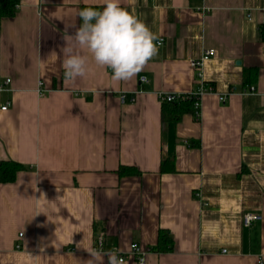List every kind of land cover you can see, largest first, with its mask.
<instances>
[{"label": "crops", "instance_id": "1", "mask_svg": "<svg viewBox=\"0 0 264 264\" xmlns=\"http://www.w3.org/2000/svg\"><path fill=\"white\" fill-rule=\"evenodd\" d=\"M82 6L103 0H19L2 23L0 161L27 169L0 182V264H82L100 236L105 251L149 247L145 264H264V99L243 93L264 91V0H121L158 54L131 81L90 62L66 82ZM200 85L199 116L173 120L159 94ZM247 212L262 219L244 226ZM161 231L171 250L153 249Z\"/></svg>", "mask_w": 264, "mask_h": 264}, {"label": "clouds", "instance_id": "2", "mask_svg": "<svg viewBox=\"0 0 264 264\" xmlns=\"http://www.w3.org/2000/svg\"><path fill=\"white\" fill-rule=\"evenodd\" d=\"M78 17L81 22L75 31L62 37L66 82L85 77L90 62L111 69L116 82L131 81L158 54L159 37L137 15L121 7V0H103L100 9L85 7ZM86 251L90 258L82 264H124L119 249Z\"/></svg>", "mask_w": 264, "mask_h": 264}, {"label": "trees", "instance_id": "3", "mask_svg": "<svg viewBox=\"0 0 264 264\" xmlns=\"http://www.w3.org/2000/svg\"><path fill=\"white\" fill-rule=\"evenodd\" d=\"M19 4V0H0V33L2 28V23L5 19L14 17L17 13V5ZM86 6H82L81 9ZM94 7L100 9L98 6H87ZM263 29V27H262ZM167 106L174 105L171 110L174 113L173 120H178L183 113H187L188 111H194L193 98H185L182 100H178L171 103H165ZM170 116V114H169ZM172 119V118H171ZM27 169V166L24 164H20L14 160H2L0 161V182L1 183H9L14 182L17 178V174ZM173 165H169V167L165 166L163 163L162 171L172 170ZM120 176L125 175H140L141 172L134 166H121L118 170ZM173 248L172 238L170 234L166 231H161L159 236V243L153 248L156 251H168Z\"/></svg>", "mask_w": 264, "mask_h": 264}, {"label": "built area", "instance_id": "4", "mask_svg": "<svg viewBox=\"0 0 264 264\" xmlns=\"http://www.w3.org/2000/svg\"><path fill=\"white\" fill-rule=\"evenodd\" d=\"M164 39L161 38L157 44L161 45L163 43ZM214 53V50L213 49H207L205 50V52L203 53V55L201 56V58L199 60H195L193 61V65L200 70L201 66H202V63L205 61V59H208L211 55H213ZM10 80H8L7 82H9ZM141 81H146V77H142L141 78ZM41 86H43V82L40 81L39 82V88H38V91L41 92L42 89L40 88ZM205 88L204 86L200 85L198 87L197 90L193 91L192 93L190 94H173V93H166V92H163V93H160L159 94V100L161 101V103H171V102H175V101H178V100H182V99H185V98H193V103L194 104V108L196 110V113L197 115L199 116V112H200V104L201 103V97L202 95L204 94L205 92ZM244 94H257V95H262L263 99H264V91H261L257 86L255 85H248L244 91H243ZM122 102H125L127 101V95L126 94H122L120 96ZM225 99V96H220V100L223 101ZM135 100V97L132 98V101ZM4 110L7 109V106H4L2 107ZM262 219V216L261 214H258L256 212H247L244 214L243 216V224L244 226H251L253 224L254 221L256 220H260ZM20 236H22V234H20ZM102 244H103V237L100 236L99 239H98V245H99V248L102 247ZM21 245L18 244L17 248H20ZM152 251V249H150L149 247L147 246H143L139 243L134 242L131 244V247H130V250L127 252V254H120V257L123 261H125L126 258H131V259H134L137 261V264H145L146 262V258H147V255ZM225 253L227 252V249H224L223 250ZM120 253V252H119Z\"/></svg>", "mask_w": 264, "mask_h": 264}]
</instances>
